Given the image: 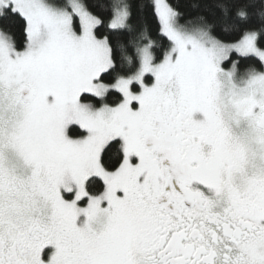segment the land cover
Returning <instances> with one entry per match:
<instances>
[{
	"label": "snow or ice",
	"instance_id": "obj_1",
	"mask_svg": "<svg viewBox=\"0 0 264 264\" xmlns=\"http://www.w3.org/2000/svg\"><path fill=\"white\" fill-rule=\"evenodd\" d=\"M0 264H264V0H0Z\"/></svg>",
	"mask_w": 264,
	"mask_h": 264
},
{
	"label": "trees",
	"instance_id": "obj_2",
	"mask_svg": "<svg viewBox=\"0 0 264 264\" xmlns=\"http://www.w3.org/2000/svg\"><path fill=\"white\" fill-rule=\"evenodd\" d=\"M0 23H3V24H9L10 22L9 21H2Z\"/></svg>",
	"mask_w": 264,
	"mask_h": 264
}]
</instances>
